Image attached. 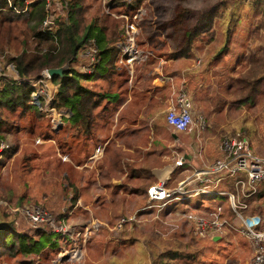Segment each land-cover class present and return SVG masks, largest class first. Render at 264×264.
Listing matches in <instances>:
<instances>
[{
  "label": "rangeland",
  "instance_id": "1",
  "mask_svg": "<svg viewBox=\"0 0 264 264\" xmlns=\"http://www.w3.org/2000/svg\"><path fill=\"white\" fill-rule=\"evenodd\" d=\"M217 1L219 0H180L179 3H176L174 0H143L135 9L124 13L125 7L111 10L107 4L108 0H81L78 9L79 15L76 17L80 26L84 27L93 19H97L98 22L106 19L103 15L109 11H119L117 14L124 13L120 16L124 19V28L129 32V37H126L129 41L125 42L133 43V33H136V30L138 31L140 27H147L145 22L146 17H148L147 13H149L153 22L161 23L157 26L158 28L167 27L165 30H160L164 33L161 36V39H163L164 35L171 31L169 29L177 31L176 26H171L168 29L171 17L167 18L168 13L174 8H176V12H180L181 9H190L195 13L203 6L206 7V4L210 5L209 3H216ZM225 1V4L230 3L225 9L230 10L231 13L223 11L219 17L218 26L225 27L233 16L237 17L236 24L239 25L242 22L247 24L248 15H252V2L250 0ZM65 4L57 2L51 4L54 13L58 15V19L64 16ZM165 9H167L166 13L162 14V10ZM110 14L113 19L120 17H117L114 12H110ZM141 16L142 19H140ZM248 18L252 19V17ZM164 19L168 20L164 21ZM18 22L21 23L20 20ZM10 31L11 33L0 31V43L2 44V50H0V79L2 77L4 81L18 80L14 74L13 66L7 62L6 58L10 54L20 51L18 44H15V41L11 39L12 36L15 35L19 43H22L24 38L20 37V31ZM244 33L239 35L241 36L238 37L239 40L244 36ZM256 35L259 37V32H256ZM206 38L204 36L202 41L206 42ZM247 38L252 42L249 35H247ZM213 40L215 42L222 41L218 31L214 33ZM26 41L30 42L29 39H26ZM166 44L171 46L175 43L172 39H166ZM126 47L127 54L130 53L128 57H131L133 46L122 45V49H126ZM80 63L84 64V59L81 57L78 64ZM240 63H242L241 60L238 63L237 73L243 70L240 68ZM73 65H77V62H73ZM131 72V69H129V73ZM30 80L34 81V79L27 78L26 83L31 84ZM34 87L35 90L29 95L27 102L29 107L26 109L18 106L9 109L0 104V141L4 142L8 149L4 153L0 152V197L27 203L24 204L26 206H28V203L35 204L50 212L53 219L61 213H63V217L58 222V219L55 221L51 218V223L56 230L53 231L51 226V229L43 227L45 231L49 230V232L55 234L48 235L47 241L44 242L45 248H42L37 254L28 256L16 254L13 257L3 255L0 257V264H152L153 261L157 260V254L166 249H176L183 254L182 258L168 259L167 264H250L253 253L252 242L240 231V229L244 230L245 226L234 216L224 194L214 195V204L220 206L222 217L237 228L235 230L227 227L221 235L213 234L204 238L191 237V233L184 223L182 215L184 211L181 210V206L162 213H155L151 210L138 212L137 210L145 201L139 191L132 193L130 190L134 184L143 187L136 182L131 186H127L122 191L124 196L120 193L119 197L113 202H110V200L117 195L116 191H113L111 195V191H108L107 195L102 196V191H91L94 189L91 184L85 191L86 194L92 193L95 195L90 212L72 211V185L76 181V174L72 170V160L70 158L72 159V142L74 141H72V130L68 129L66 131L64 128V125L67 124L66 118L69 117L70 112L64 107H52V97L42 99V106L38 107V92L42 86L35 85ZM47 87L44 90L53 95L56 86L51 84ZM0 88H2L1 83ZM240 94L239 92L238 95ZM253 94L251 103L231 105L230 107L221 105L222 109L218 111L220 108L219 99L224 97L222 85L218 87L215 84H208L199 89L195 88L191 95L197 101L196 117L199 121L198 124L203 126L202 120L210 119V126L205 129L203 126L202 133H204V136L202 138L207 137L208 143H218L223 136L243 135L246 137L252 152L264 156V80L258 84ZM211 104L214 105V108ZM206 129L207 131H205ZM48 130H51L52 133H48ZM45 134L46 136L53 134L51 137L55 141V143L52 142L54 149L51 144L48 146V143L40 140L39 137ZM35 142L43 143L36 144ZM61 149L69 155V157L61 156V159L66 160V162H61L57 158ZM77 150L73 149L74 156ZM166 153L170 156L171 152ZM167 160L169 161L170 158ZM163 161L158 158L156 164L161 165ZM171 163H174V160ZM180 177L176 174L173 179H179ZM239 178L245 180L242 174H236L223 178L219 184L213 182L208 184L232 192L235 196L237 211L243 217L259 216L260 222L254 225L253 228L263 229L264 182L255 184V192L247 195L251 189L245 186L241 193L240 186L235 184ZM142 182L146 185L152 182V179ZM220 184H223V188ZM224 184L226 185L224 186ZM198 198L199 196H194L189 201L192 203ZM243 203L246 205L245 209L240 206ZM190 208L196 207L190 205ZM190 208L187 205V209L191 210ZM98 215L104 217L99 219ZM132 216L135 217L134 222L125 224L130 225L131 229L123 231L125 237H128L129 240L126 241L123 248H119L117 251H115L116 242L112 240L107 242L101 237L100 224H92L93 219L98 218V220L105 221L106 229L111 230L110 226L115 221ZM57 225H61L63 229L57 227ZM15 226L19 231L32 233L21 223H16ZM97 233L99 234L98 237L95 236ZM89 234L92 235L93 243L90 245L88 252ZM100 237L102 240L98 241ZM214 237H216L215 240H213ZM186 255L192 258H187ZM84 257L85 260H82Z\"/></svg>",
  "mask_w": 264,
  "mask_h": 264
},
{
  "label": "trees",
  "instance_id": "2",
  "mask_svg": "<svg viewBox=\"0 0 264 264\" xmlns=\"http://www.w3.org/2000/svg\"><path fill=\"white\" fill-rule=\"evenodd\" d=\"M81 0H0V31L11 33L10 30L20 31V37L23 38V42L19 43L15 35L11 39L18 44L20 51L10 54L6 58L16 73L18 79H38L41 77L43 69L55 68L68 63V69L62 73L61 76L53 75L50 78L51 84L56 86V91L52 95L51 106L52 107H64L69 110L70 115L66 118L67 124L64 128L66 131L72 130V142L73 145L78 148L73 154L72 159L80 158L82 152H86V148L81 146L79 141L84 139L97 138V134L94 133V127L96 123H99V119L109 118L108 103H116L119 98L124 94L127 89L128 72L126 68V57L121 56L120 50L116 46L117 43L124 42L126 38V32L124 28V19L122 16L129 10L135 9L140 5L143 0H108L107 4L111 10L119 7H125L123 14H117L119 11H109L104 16V20L98 22L97 19H93L89 24L84 27L80 26L78 18V9L80 8ZM179 3L180 0H174ZM249 1V0H247ZM252 2V13L256 14L260 19L264 20V0H250ZM62 3L64 7L63 18L58 19L51 6L53 3ZM225 0H219L216 3L206 4L201 9L196 10L193 13L190 9H181L180 12H176V8L168 13L170 23L169 27L176 26L177 31L173 29L169 34H165L163 39L162 30L167 27L158 28L160 25L157 22H153L150 19L149 13L146 17L147 27L138 28V32L134 36L137 44H143L146 42L148 47L152 50V55L147 54V58L152 60L156 57L163 56L170 60H176L178 58H187L191 54V46L198 40L203 39L206 36V42L213 40V35L216 32L214 27H217V31H221L222 27H218V21L221 13L230 10H226L225 7L229 4H225ZM222 7V9H220ZM66 11V13H65ZM167 9L162 10V14L166 13ZM110 12L116 13L117 19H113ZM145 15V14H143ZM142 15V16H143ZM142 16L140 19H142ZM145 18V17H144ZM143 18V19H144ZM229 19L222 36L221 47L214 53L218 60L226 52V48L230 42L238 45L242 52H238L241 57L240 68L243 69L240 73H237L239 62L234 67H229L225 62L216 67V74H219L221 81L214 84L220 87L222 85V91L224 97L220 98L221 105H240L245 103H251L254 91L258 87V84L264 80V31L259 34V37L252 32L249 34L244 33V36L239 40V35L235 30L236 16ZM46 19L45 25H42V21ZM154 19V17H153ZM168 19H164L168 20ZM21 21L19 23L18 21ZM190 23V25H188ZM212 25H215L214 27ZM264 26V25H263ZM161 30V31H160ZM23 33V34H22ZM236 35V36H235ZM247 35L252 38L262 39V42L251 45ZM253 35V36H252ZM29 39L30 42H27ZM166 39L173 40L175 44H166ZM93 40L96 46V52L94 54L93 62L90 64L91 71L86 73L80 69L79 58L84 59V63L88 60L82 55V50L87 46L88 41ZM21 45V47H20ZM0 50H2V44L0 43ZM17 50V48H16ZM244 53V54H243ZM243 59V60H242ZM239 60V61H240ZM154 61V60H153ZM73 62H77V65H73ZM155 62V61H154ZM230 69H233L231 71ZM139 74H136L138 76ZM31 77V78H30ZM169 78V77H168ZM2 79V77H1ZM0 79L2 88H0V104L9 109L15 106L26 109L29 107L27 104L29 95L34 91L35 87L25 82H18V80L4 81ZM13 79V78H12ZM170 79V78H169ZM86 82H91L94 85H88ZM236 85V87H234ZM241 93L238 95V93ZM40 106H42V98L38 97ZM39 106V107H40ZM204 126V124H203ZM202 126V128H203ZM58 131V130H57ZM48 133H52L48 130ZM54 134V133H53ZM53 134H46L39 137L44 143L52 145L54 140L51 136ZM0 148V152L4 153L7 146L4 142ZM42 142V143H43ZM36 144H42L37 143ZM64 144V142H62ZM77 144V146H76ZM57 146V145H56ZM52 148L54 149L55 147ZM57 149L59 150L58 146ZM64 155H69L61 149L57 158L62 162L66 160L61 159ZM84 155V154H83ZM85 154L84 157H86ZM220 156V155H219ZM1 158V157H0ZM68 160V159H67ZM69 162V161H67ZM147 166L135 168L133 165L125 163L126 180H130L128 183H139L143 187L134 184L131 187L132 193L139 191L145 203L141 205L137 210L142 212L143 210H151L155 213L171 211L173 207L181 205V210L187 209V202H190L188 197L183 200H173L168 203L164 208L157 211L154 207L146 208V188L151 184H144L142 181H148L152 179V175L149 172ZM134 180V181H131ZM127 182V181H126ZM153 182V181H152ZM129 185V184H128ZM169 187V185H167ZM77 189L72 187V205L77 200ZM199 196L195 202L188 204L194 205L196 208H190L194 212H204L205 210L214 207L213 196ZM0 257L3 255L13 257L16 254L28 256L31 254H37L42 248H45L44 242L47 241L49 234H55L45 231L44 228L51 229L46 223L40 225H32L26 219H24L18 212H12L11 207L23 206L20 201L8 200V198L0 197ZM35 204H29L32 206ZM26 206V205H24ZM76 208V206H75ZM74 208V209H75ZM63 217V213L55 216L57 222ZM126 217V216H124ZM184 219V218H183ZM134 222L133 220L123 223L122 227L115 233L108 232V241H114L117 245L125 246L128 237H125V230L131 229L130 225H125ZM21 223L25 225L32 233H26L19 231L15 224ZM185 225L188 227L191 233V224L187 219H184ZM44 227V228H43ZM124 231V232H123ZM124 234V241L117 242L116 239H120ZM192 238H196L192 235ZM50 245V244H49ZM119 249V248H118ZM182 252L174 250H163L157 254V260L152 264H167L168 259L182 258ZM187 258H192L186 255ZM106 261L108 260L105 259Z\"/></svg>",
  "mask_w": 264,
  "mask_h": 264
},
{
  "label": "crops",
  "instance_id": "3",
  "mask_svg": "<svg viewBox=\"0 0 264 264\" xmlns=\"http://www.w3.org/2000/svg\"><path fill=\"white\" fill-rule=\"evenodd\" d=\"M255 15L253 13L248 15L252 19L247 17V24L245 22L239 25L235 23V30L238 35L241 31L245 32V35L254 31L255 34L256 32L260 34L264 31V20ZM234 19H237V17ZM212 26L214 27L215 25ZM218 27L221 28V26ZM225 27L218 31L220 38L224 34L223 29ZM214 28L217 32V27ZM136 33H133V36ZM134 38L133 43L125 42V38L124 42L116 44L120 50L119 62H122V55H125L126 58L130 55V53L122 54V45L133 46L131 57L128 58L129 60L125 59L129 75L126 84L127 89L118 102L107 104L109 118L105 120L99 119V123H96L94 127V133L97 134V138L79 141L80 145L86 148V152H82L80 158L76 157L74 159L80 161L72 160V170L76 174V181L72 187L76 188L78 192L77 200L72 205V211L90 212L95 195L92 193L86 194L85 191L91 184L94 186L91 191H102V196L107 195L108 191H111L110 195L113 191H116L117 195L112 197L110 202L118 198L120 193L124 196L122 191L130 185L128 183L130 180H126L125 163L131 164L135 168L147 166L152 175L153 182L151 183L166 178L167 185L169 183V187H173L183 176L189 174L191 169L198 168L203 163L212 162L220 155L218 143H208L207 137L202 138L204 136V133H202L203 128L202 125L198 124L199 121L196 117L197 101L191 95V92L195 88H202L203 85L214 84L215 82L220 83L221 77L216 74V67L224 62H227L230 68L236 66L241 57L238 52H242L241 50L243 49L240 50L238 45L230 42L223 56L215 60L214 53L221 47L222 41L215 42V40H212L205 42L202 39H198L191 46V55L187 58L181 57L176 60H170L163 56H155V59L149 60L147 54L153 55L148 44L146 42L137 44ZM259 42H262V39L254 38L251 45ZM129 69H131V73H129ZM230 70L233 71V69ZM14 74L16 75L15 72ZM136 74L139 75L136 76ZM86 84L94 85L91 82H86ZM182 87L185 89H182ZM179 89L185 91L191 105L190 112L193 127L189 132L174 130L165 121L166 110L173 103L174 94ZM212 107L214 108V105ZM205 121L202 120L204 129L210 126V119L208 118ZM207 123L209 125H206ZM51 141L55 143L54 140ZM89 144H91L90 147H88ZM94 148H100L101 153L96 155L95 159L90 160L88 158ZM72 149L76 150L78 148H75L72 143ZM166 152H171L170 156ZM85 154H87L86 157H84ZM158 158L164 160L161 165L156 164ZM168 158H170L169 161L167 160ZM176 159H183V164L174 166V163L171 162ZM176 174L181 176L179 179L176 178L177 180L173 179ZM85 179L87 180L84 181ZM220 185L223 188V184ZM215 189L227 191L225 188L215 187ZM188 204L190 202H187ZM175 208L173 207L172 209ZM101 217L104 216L98 215L99 219ZM98 218L93 220L99 221L97 223L101 227L99 228L102 231L101 237L105 240L108 239V232H105V230L113 233L118 231L106 229L105 221L98 220ZM90 234L87 244L88 252L90 245L93 243L92 235ZM98 235L97 233L95 236L98 237ZM123 236L124 234L118 237L120 239H116V241L120 240V242H123L125 240ZM101 237L98 241L102 240ZM115 247V251H117L118 248H123L124 246L116 244ZM85 257L82 260H85Z\"/></svg>",
  "mask_w": 264,
  "mask_h": 264
},
{
  "label": "built area",
  "instance_id": "4",
  "mask_svg": "<svg viewBox=\"0 0 264 264\" xmlns=\"http://www.w3.org/2000/svg\"><path fill=\"white\" fill-rule=\"evenodd\" d=\"M45 23L46 19L42 21V25H45ZM126 34L129 37L127 29ZM126 41H129V39L126 38ZM126 50L127 47L126 49H122V54H127ZM95 52L96 46L94 41H88L87 46L82 50V55L85 56L88 61L80 65V69L86 73H90L91 71L90 64L93 62ZM128 58H126V60H129ZM40 75V78L35 79L34 81L30 80L31 85H41L42 87L38 92V97H41L42 99L47 97V99H50L52 95L48 94L44 90V88H48V85L51 86L50 77L46 73V69H43ZM18 82H23V80L18 79ZM24 82L26 83V80ZM176 91L177 92L173 97V103L168 106L166 110L165 121L174 130L189 132L193 127V120L190 112V101L185 91L182 89ZM39 106L40 104L38 101V107ZM217 146L220 153L218 158L214 159L212 162L203 163L198 168L191 169L189 174L183 176V178L173 187L167 186L166 178L158 180L147 186V205L145 207H154L157 211H159L173 200H183L195 195L207 197L211 195L224 194L227 198L231 211L234 213V216L245 226V229H240V231L252 242L253 253L251 255L250 264H264V228H253L254 225H257L260 222L259 216L252 215L249 217H243L236 209L235 196L232 192L218 191L215 189L214 185L208 184L209 182L217 184L225 177L242 174L245 180L239 178L236 180L235 184L240 186L241 193L243 188L248 186L251 190L247 193V195H251L255 192L254 185L259 182H264V156L254 154L249 148L246 137L243 135L230 137L223 136L219 140ZM1 147L2 143L0 144V148ZM100 153V148H94L88 159L93 160L96 155H99ZM182 164L183 159H176L174 161V166H181ZM195 182H197V184H195ZM240 206L242 209L246 208L244 203ZM10 210L12 212H18L32 225L37 226L41 223H46L53 228V231L56 230L51 223L52 217L50 212L42 207L36 205H23L11 207ZM182 215L184 219H187L190 222L191 233L195 237L204 238L213 234L221 235L227 227L235 230L237 228L232 226L225 218L222 217L221 208L218 205H214V207L209 208L204 212H194L186 209ZM134 219V216L127 217L125 219H118L110 226V229L114 231L119 230L123 223ZM97 222L99 221L93 220L92 224H96ZM55 223L57 224V222ZM57 227L61 228V225H57Z\"/></svg>",
  "mask_w": 264,
  "mask_h": 264
},
{
  "label": "water",
  "instance_id": "5",
  "mask_svg": "<svg viewBox=\"0 0 264 264\" xmlns=\"http://www.w3.org/2000/svg\"><path fill=\"white\" fill-rule=\"evenodd\" d=\"M68 69V63H64L63 65L59 66V67H55V68H48L46 69V73L49 75V77L51 78V76L53 75H58L61 76L62 73L64 71H66ZM216 237L213 238V240H215Z\"/></svg>",
  "mask_w": 264,
  "mask_h": 264
}]
</instances>
